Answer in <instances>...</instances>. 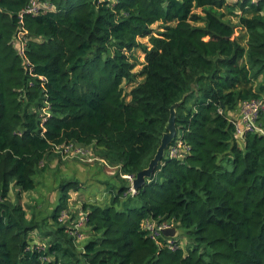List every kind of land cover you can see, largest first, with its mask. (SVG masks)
I'll return each instance as SVG.
<instances>
[{
    "label": "trees",
    "instance_id": "16d2710c",
    "mask_svg": "<svg viewBox=\"0 0 264 264\" xmlns=\"http://www.w3.org/2000/svg\"><path fill=\"white\" fill-rule=\"evenodd\" d=\"M240 1L52 0L54 10L24 18L26 56L47 78L41 88L29 86L13 45L30 0H0V264H264V138L237 137L229 121L239 102L264 97V0ZM145 37L148 45L138 43ZM137 48L144 62L134 73ZM124 84L133 85L128 99ZM172 106L190 150L163 157L131 196L122 176L148 167ZM68 145L112 176L108 204H82L78 242L60 218L78 181L60 187L51 223L28 217L22 202L49 166L59 172L68 157L55 146ZM146 219L172 222L184 242L156 243Z\"/></svg>",
    "mask_w": 264,
    "mask_h": 264
},
{
    "label": "built area",
    "instance_id": "2783aa9c",
    "mask_svg": "<svg viewBox=\"0 0 264 264\" xmlns=\"http://www.w3.org/2000/svg\"><path fill=\"white\" fill-rule=\"evenodd\" d=\"M239 1V0H235ZM55 9L52 0H30L29 4L17 14L18 28L14 34L13 45L16 47L18 54L23 57L25 61L26 70L29 78V86H34V80L39 81L41 88L45 87L47 78L42 75H37L34 71V66L28 60L26 56V48L28 41V32L24 24L25 16L35 17L41 13H47ZM264 113V98H252L244 100L238 103L237 113L229 121L233 125L234 134L237 137H241L246 134H253L264 138V124L261 123V116ZM43 122L49 116L48 114V103L44 102V106L41 109ZM190 148L185 146L183 141L178 138L175 139L174 143L167 147L164 152V158L176 159L184 156ZM56 153L62 154L63 157L78 158L87 162H92L94 158L89 156L88 151L83 148L68 145L65 147L55 146ZM124 179L129 181L128 193L131 196L136 194V191L132 187V182L135 178L133 175H124ZM60 218H64L66 223H69L67 232L77 242L81 241L85 234V227L87 222V214L82 211L79 217L70 219L67 213L60 214ZM69 219V220H68ZM67 220V221H66ZM143 226L148 232L150 239L154 240L159 244V238L164 237L162 231L174 227L172 222H155L146 219L143 222ZM165 238V237H164ZM162 246L167 247L170 250H176L179 248L178 241L175 238H166Z\"/></svg>",
    "mask_w": 264,
    "mask_h": 264
},
{
    "label": "rangeland",
    "instance_id": "374dc122",
    "mask_svg": "<svg viewBox=\"0 0 264 264\" xmlns=\"http://www.w3.org/2000/svg\"><path fill=\"white\" fill-rule=\"evenodd\" d=\"M235 0H226V5H233ZM242 1H237V3H240ZM225 11V7L222 9ZM199 12V11H198ZM235 12L238 15H244L249 16V13H246L244 11H241L239 8L235 10ZM226 13V12H225ZM231 18L232 23H236L238 17L229 16ZM161 24L156 23L152 26L153 35L156 36L161 29ZM235 36H242L244 39H246V34L244 31H240L239 28L235 31ZM138 43L140 44H149L148 37L145 38H138ZM243 44H245L244 40L242 41ZM132 54L136 57V64L134 68V73H138L142 68V63L144 62V55L140 48L134 49L132 51ZM130 54L128 53V56ZM130 61H132V58L130 57ZM141 78H137V81H140ZM133 85H123V90L125 93L126 99H128V95H126ZM264 98V97H261ZM180 135L177 133V137L179 138ZM175 140V139H174ZM89 161V160H87ZM93 162V161H92ZM86 164L79 160H73V159H66L64 163L61 164L59 168V172H57L58 169L52 168V165L49 166L45 171H43L38 177V185L36 189L34 190V193L26 194L22 198V202L25 205H28L29 207V214L27 215L30 217L32 214L36 216L39 220L45 218L48 223H51L49 221L50 215L52 211L55 209L56 205L59 203L60 193L61 189L60 187L63 184H66L68 182L77 181L76 175L74 172L76 169L83 171L82 174L77 178L80 182H86L89 179L94 178V184L91 187H84L81 188V193L90 195L92 198H95L96 196L101 197L102 190H106L108 194L112 190V176L108 175V173L105 175H100V173H97L96 171L91 170L90 168L93 165H96L95 163L92 164ZM98 184L100 185L98 188ZM86 185V183H85ZM77 185H71L72 190L75 189ZM59 187V188H58ZM118 187V186H117ZM76 197V198H75ZM71 196L68 197V201L65 203V208L62 209L61 213H67L68 217L70 219H74L75 217H79L80 213L82 212L81 205L83 203V197L81 196L78 198L77 196ZM98 198V199H99ZM12 199L14 200V194L12 196ZM70 199V200H69ZM73 199V200H71ZM63 202V201H62ZM89 202V201H88ZM90 203V202H89ZM64 204V202H63ZM32 235L36 238L37 241L42 242L40 235L38 232H33ZM175 239L178 241V245L180 246V242L183 243L184 239L180 235V232H177V235Z\"/></svg>",
    "mask_w": 264,
    "mask_h": 264
},
{
    "label": "water",
    "instance_id": "95a60500",
    "mask_svg": "<svg viewBox=\"0 0 264 264\" xmlns=\"http://www.w3.org/2000/svg\"><path fill=\"white\" fill-rule=\"evenodd\" d=\"M177 136V128L175 126V106L170 109V116L167 123V133H165L160 141V145L157 148L156 154L150 161L148 167L140 171L134 178L132 182V187L135 191L140 190L147 182L148 179L152 178L155 170L159 166L162 158L164 157V152L167 147L174 141ZM176 227L166 229L162 231V235L167 238H175L177 235Z\"/></svg>",
    "mask_w": 264,
    "mask_h": 264
},
{
    "label": "crops",
    "instance_id": "0c3cea01",
    "mask_svg": "<svg viewBox=\"0 0 264 264\" xmlns=\"http://www.w3.org/2000/svg\"><path fill=\"white\" fill-rule=\"evenodd\" d=\"M64 163V162H63ZM100 166V165H99ZM91 170L94 171V165L90 168ZM83 171H80L78 169L75 170V174L76 175V180L78 181L77 182V186L75 187L74 190H72V188H70L69 192H68V197L70 198L71 196H77L78 198H80L81 196L83 197V203H89V202H94L96 199L99 198V196H96L95 198H92V196L90 195H86V194H82L81 193V188H84V187H91L93 184H94V178L93 179H89L88 181L86 182H80L77 178L82 174ZM98 172V171H97ZM100 172V171H99ZM106 173V172H105ZM104 172H102V174L100 175H105ZM107 174V173H106ZM109 175V174H108ZM86 183V185H85ZM99 184H98V188H99ZM107 191L106 190H102V194H101V197L98 199L99 202L103 203V204H108L111 200V195L106 193ZM25 196V195H23ZM76 198V197H75ZM70 200V199H69ZM73 200V199H71ZM89 201V202H88ZM82 203V204H83ZM81 208H82V205H81Z\"/></svg>",
    "mask_w": 264,
    "mask_h": 264
},
{
    "label": "clouds",
    "instance_id": "9594fccd",
    "mask_svg": "<svg viewBox=\"0 0 264 264\" xmlns=\"http://www.w3.org/2000/svg\"><path fill=\"white\" fill-rule=\"evenodd\" d=\"M165 238H167V237H165Z\"/></svg>",
    "mask_w": 264,
    "mask_h": 264
}]
</instances>
